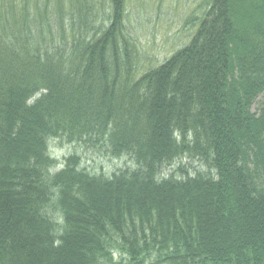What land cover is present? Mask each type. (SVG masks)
Returning <instances> with one entry per match:
<instances>
[{"label":"trees","instance_id":"16d2710c","mask_svg":"<svg viewBox=\"0 0 264 264\" xmlns=\"http://www.w3.org/2000/svg\"><path fill=\"white\" fill-rule=\"evenodd\" d=\"M129 17L0 0V264H264V0H202L142 70ZM55 139L132 163L52 172Z\"/></svg>","mask_w":264,"mask_h":264},{"label":"rangeland","instance_id":"374dc122","mask_svg":"<svg viewBox=\"0 0 264 264\" xmlns=\"http://www.w3.org/2000/svg\"><path fill=\"white\" fill-rule=\"evenodd\" d=\"M129 12L127 29L139 46L140 70L161 64L176 50L184 46L192 35V28L185 26L187 17L197 11L202 0H126ZM260 97L253 110H257ZM76 153L82 158V166L95 174L109 175L118 168L131 166L125 157H111L105 147L76 145L59 142L50 150L58 161ZM182 165L190 173L196 170L205 171L206 167L193 160H183ZM165 173L170 174L169 170ZM176 175L180 176L179 171Z\"/></svg>","mask_w":264,"mask_h":264}]
</instances>
